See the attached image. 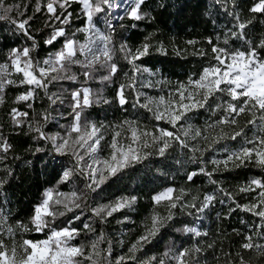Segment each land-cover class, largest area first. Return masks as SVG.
<instances>
[{
    "label": "snow or ice",
    "instance_id": "6c2138e0",
    "mask_svg": "<svg viewBox=\"0 0 264 264\" xmlns=\"http://www.w3.org/2000/svg\"><path fill=\"white\" fill-rule=\"evenodd\" d=\"M145 3L0 0V22L17 41L0 58V196L14 176L10 161L21 159L13 154V136L26 137L31 143L24 151L33 156L49 152L67 157L69 166L62 170L57 185H72L67 192L59 187L45 189L27 221L13 219L7 200L0 201V264H201L206 250H212L217 264L221 260L223 264H252L245 258L246 252H255L264 261V179L252 178L233 193L213 178L214 172L221 166L227 170L229 164L240 168L253 163L264 169V33L255 37L250 31L257 17L264 16V0H252L248 18H242L236 0H215L231 18L222 38L219 34L207 37V48H197L200 41L188 40L194 47L192 54L206 63L186 81L167 82V93L156 97L141 91L156 84L139 79L150 70L137 63L150 54L152 36L135 48L126 41L117 42L111 18L123 8L124 15L115 17L120 21L150 19L151 14L143 10ZM259 22L264 24V19ZM120 27L128 26L121 23ZM42 49H46L43 56L39 54ZM156 50L163 52V45ZM103 105L116 106L124 113L130 106L136 115L108 124L90 120L88 110ZM141 109L150 114L144 120L139 118ZM201 110L215 119L204 128H195L188 121ZM50 124L60 130L48 131ZM249 130L253 131L251 137ZM238 138L242 141L239 149L229 152L223 161L203 159L222 140ZM201 139L206 147L199 146ZM170 149H179L187 156L185 163L197 166L186 173L187 181L204 175L215 190L204 193L202 199L192 196L198 203L186 201L184 189L177 192L166 187L154 194L153 204L162 205L167 214L161 216L154 210L144 233L126 253L114 256L111 241L93 218L104 223L114 213L130 208L137 197L122 196L96 205L92 194L125 168L152 155L165 157ZM209 162L214 165L211 171L205 167ZM238 194H248V202L240 203ZM216 203L227 207L226 213H216L218 218L228 219L237 211L254 217L241 218L243 229H232L240 237L239 250L225 251L213 239L204 246L200 241L190 247L173 244L159 256L138 257L160 229L175 219L174 210L179 208L202 220ZM175 231L190 237L209 235L190 224ZM31 233L44 238H28L26 234ZM217 235L227 238L228 233ZM81 236L83 241H79ZM101 243L107 247L101 248Z\"/></svg>",
    "mask_w": 264,
    "mask_h": 264
},
{
    "label": "trees",
    "instance_id": "16d2710c",
    "mask_svg": "<svg viewBox=\"0 0 264 264\" xmlns=\"http://www.w3.org/2000/svg\"><path fill=\"white\" fill-rule=\"evenodd\" d=\"M8 2H12V0H8ZM236 3L238 5L237 10L242 12V18H248L252 15L247 12L252 0H236ZM143 10L151 14L150 19L132 21L125 18L123 21H114L113 24L116 25L114 38L117 42L126 41L130 47L135 48L144 41L146 36H152L153 48L150 49V54L141 58L137 63L148 68L149 73H155L151 76L142 73L139 77L142 82L150 80L155 84L156 78L160 80L159 86L163 91L160 90L159 95L167 93L169 88L167 82L174 84L178 81H186L189 75L198 73L206 63L202 58L192 54L194 47L186 42L197 40L200 43L195 47L207 48L205 39L207 37L215 38L218 34L222 38V33L229 26L231 20L215 3V0H146ZM261 19H264V16H258L250 27V31L255 37L264 33V24L259 22ZM121 23L128 27L121 28ZM132 24H136V27H131ZM6 27L0 22V58L8 47L17 42L14 37L7 33ZM161 44L163 45V52L156 50ZM45 52L46 49H42L39 54L43 56ZM178 52L179 54H177ZM149 89L144 88L141 91L155 95V90ZM88 111L90 120L105 124L118 122L125 116L136 115L130 106L127 113L120 111L116 106L106 105L97 106ZM149 115L144 110H139L141 120ZM214 119L215 117H212L210 113L201 110L191 115L188 123L195 128H204L206 122L210 123ZM60 123H65V121L61 120ZM47 130L56 132L60 129L55 124H50ZM226 131L230 130L226 129ZM207 134L205 133V135ZM252 135L253 131L249 130L248 136L251 137ZM12 142L16 145L13 154L20 156L21 159L10 161L14 169V176L5 184L4 195L0 196V201L7 200L6 207L13 212V219L19 218L27 221L33 206L39 203L45 189L59 187L60 191L65 192L71 189V184L57 185L61 172L69 166V161L67 157L49 152L39 153L35 156L26 153L24 148L31 143L26 137L13 136ZM241 142L240 138L235 141L222 140L213 149L206 151L203 159L205 161L213 159L223 161L229 152L239 149ZM199 146L206 147L202 139L199 141ZM101 155H106V152ZM186 160L187 156L179 149H170L165 157L152 155L140 163H134L125 168L116 177L102 185L97 193L92 194V202L96 205L110 203L122 196L137 197V201L130 208L114 213L104 223H98L93 218L95 226L102 230L107 239L111 241L114 256L126 253L128 247L144 233L145 223L150 222L149 218L154 210L161 216L167 214L162 205L155 206L153 204L152 196L154 194L166 187H174L177 192L184 189L187 194L185 200L198 203V201H192V196H199L202 199L204 193L215 190L216 186L210 184L204 175H198L192 182L186 180V173L197 167L195 164L185 163ZM26 161H31V163H26ZM178 161L180 162L178 163ZM205 167L211 171L214 165L209 162L206 163ZM213 178L226 191L236 193L239 186L246 184L252 178L264 179V169L253 163H248L246 167L240 168H232L229 164L227 170L221 166L219 171L214 172ZM73 179L76 180V178ZM76 183L80 184V181L76 180ZM217 197L221 198L219 192H217ZM237 199L240 203H247L248 194H238ZM174 211L176 212L175 219L169 222L166 227L161 228L152 243L146 245L142 252L137 253L140 259H146L151 255L159 256L173 244L177 248L181 246L190 247L200 241L201 246H204L213 239H217L225 251L229 249L239 250L240 237L233 235L232 229H243L244 226L239 223L241 218L245 220L254 219L249 214L240 211L233 213L228 219L218 218L217 212H227V207L219 203L207 210L202 220H197L195 215H187L184 210L179 208ZM184 224L195 226L201 232L207 231L209 235L207 237H190V235L175 231V228L182 227ZM76 226L78 227L79 224ZM219 232H227V238L218 237ZM26 235L32 239L44 238L43 234L31 233ZM84 239V236H81L79 241ZM79 241H74V243ZM100 247H107V243H101ZM244 255L246 259H251L252 264H264V261H261L255 252H246ZM205 260L207 264H217L213 259L212 250H206L202 254L201 264H205ZM220 264H223V260L220 261Z\"/></svg>",
    "mask_w": 264,
    "mask_h": 264
},
{
    "label": "rangeland",
    "instance_id": "374dc122",
    "mask_svg": "<svg viewBox=\"0 0 264 264\" xmlns=\"http://www.w3.org/2000/svg\"><path fill=\"white\" fill-rule=\"evenodd\" d=\"M122 14H124V11H123V8H121V9H119V10H116L115 12H113L112 13V23L114 22V21H117L118 19H116L115 17H118V16H121ZM100 27H101V29L103 30L104 29V27H105V25L103 24V23H101L100 25H99ZM144 74H146L147 76H151V74L149 73V72H144ZM150 81V80H149ZM146 82H148V81H146ZM152 82V81H151ZM156 87H154V88H150L149 90H155L154 92H156L155 93V95H152V94H150V92H146L149 96H152V97H156V96H159V91L161 90L160 89V80L158 79V78H156ZM40 202V201H39Z\"/></svg>",
    "mask_w": 264,
    "mask_h": 264
}]
</instances>
